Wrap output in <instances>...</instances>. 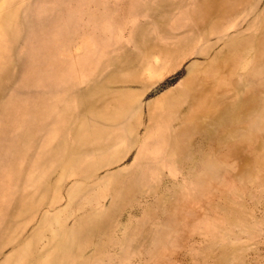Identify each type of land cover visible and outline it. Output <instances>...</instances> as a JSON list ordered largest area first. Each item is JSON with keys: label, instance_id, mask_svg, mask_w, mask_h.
<instances>
[{"label": "rangeland", "instance_id": "374dc122", "mask_svg": "<svg viewBox=\"0 0 264 264\" xmlns=\"http://www.w3.org/2000/svg\"><path fill=\"white\" fill-rule=\"evenodd\" d=\"M0 264H264V0H0Z\"/></svg>", "mask_w": 264, "mask_h": 264}]
</instances>
